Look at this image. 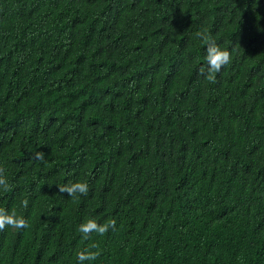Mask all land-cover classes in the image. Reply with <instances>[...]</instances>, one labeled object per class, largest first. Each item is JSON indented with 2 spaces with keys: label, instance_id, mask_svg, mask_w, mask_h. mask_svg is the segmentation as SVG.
<instances>
[{
  "label": "trees",
  "instance_id": "1",
  "mask_svg": "<svg viewBox=\"0 0 264 264\" xmlns=\"http://www.w3.org/2000/svg\"><path fill=\"white\" fill-rule=\"evenodd\" d=\"M0 167V264H264V0H0Z\"/></svg>",
  "mask_w": 264,
  "mask_h": 264
},
{
  "label": "clouds",
  "instance_id": "2",
  "mask_svg": "<svg viewBox=\"0 0 264 264\" xmlns=\"http://www.w3.org/2000/svg\"><path fill=\"white\" fill-rule=\"evenodd\" d=\"M206 40L205 48V60L206 68L202 67V72H207L209 79L216 73H219L221 69L231 62V54L229 50L220 47L214 40L210 37H202ZM36 159L43 160V155L41 153L36 154ZM9 188V183L6 175V170L0 167V189L7 191ZM89 186L84 182H76L64 187H60L59 191L62 193H67L70 197H77L78 195H87ZM28 201L23 202V206L27 207ZM116 221L112 220L107 224H99L96 220L90 219L87 222L81 223L78 227V231L82 234L84 239H87L90 233H97L103 236L109 231V229H115ZM26 229L28 223L24 216L17 214L16 211L10 210L7 207L0 206V231L6 228ZM92 248H96V245H92ZM100 252L93 251L92 249H84L77 253L76 261L77 264H85V262L96 261Z\"/></svg>",
  "mask_w": 264,
  "mask_h": 264
},
{
  "label": "bare ground",
  "instance_id": "3",
  "mask_svg": "<svg viewBox=\"0 0 264 264\" xmlns=\"http://www.w3.org/2000/svg\"><path fill=\"white\" fill-rule=\"evenodd\" d=\"M46 215V214H45ZM26 218V217H25ZM30 222H31V220H30Z\"/></svg>",
  "mask_w": 264,
  "mask_h": 264
}]
</instances>
